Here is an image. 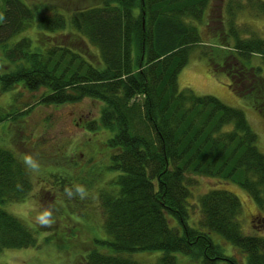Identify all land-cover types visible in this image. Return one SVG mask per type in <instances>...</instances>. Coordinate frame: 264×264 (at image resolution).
I'll return each instance as SVG.
<instances>
[{
  "label": "trees",
  "instance_id": "1",
  "mask_svg": "<svg viewBox=\"0 0 264 264\" xmlns=\"http://www.w3.org/2000/svg\"><path fill=\"white\" fill-rule=\"evenodd\" d=\"M99 1L48 16L23 0H0V50L17 65L0 76L2 91L46 88L43 101L55 105L100 100L99 123L114 133L109 170L118 177L101 198L110 240L98 243L111 253L95 249L84 264H145L133 259L141 253H161L152 264H179L177 254L200 264H240L214 235L245 255L246 264H264V237L244 234L237 195L219 189L199 195L198 222L193 202L199 179L217 180L237 186L264 219L258 135L242 109L179 83L200 49L212 72L227 69L235 94L264 116V39L252 24L249 30L238 24L248 13L264 17V0H229L224 29L213 31L209 43L199 26L212 0ZM33 28L49 40L68 35L33 50V40L42 41L27 37ZM32 189L27 166L0 147V205L25 201ZM36 244L32 230L0 207V253Z\"/></svg>",
  "mask_w": 264,
  "mask_h": 264
},
{
  "label": "rangeland",
  "instance_id": "2",
  "mask_svg": "<svg viewBox=\"0 0 264 264\" xmlns=\"http://www.w3.org/2000/svg\"><path fill=\"white\" fill-rule=\"evenodd\" d=\"M23 1L37 6L48 16L58 12L68 16L71 11L100 4L99 0ZM228 2L212 0L205 22L199 26L206 42L212 40L217 28L224 29ZM238 24L247 30L252 24L254 32L264 39V17L249 16L248 13ZM38 33L33 28L27 34L35 40L38 35L43 41L37 44L33 40V50L68 35V32L61 37L55 34L49 40ZM199 51L197 48L193 50L190 63L181 72L180 86L191 88L200 95L215 96L229 106L242 109L258 135V147L264 154V116L228 87L231 80L227 69L222 68L224 72L214 74L210 65L199 58ZM252 61L256 66L262 62L259 58ZM16 68L17 65L6 60L0 50V76L14 72ZM248 79L249 76L245 87L249 86ZM245 89L238 88L239 91ZM47 93L46 88L31 91L25 85H16L3 92L0 85V115L5 116L0 122V147L12 152L28 167L33 187L25 201L0 207L24 222L37 240L33 248L0 253V264H84L87 255L95 249L111 253L107 247L98 244L110 240L104 228L101 198L112 192V184L118 177L109 170L113 152L108 142L114 133L99 123L105 105L100 100L86 97L74 103L48 104L43 101ZM195 187V221L201 218L196 203L199 195L214 189L227 190L237 195L243 204L241 222L244 234L264 237L259 209L237 186L201 178ZM213 239L223 246L228 256L246 264V256L223 238L214 235ZM159 255L161 253H141L134 255L133 259L152 264ZM176 257L179 264H200L181 254Z\"/></svg>",
  "mask_w": 264,
  "mask_h": 264
}]
</instances>
